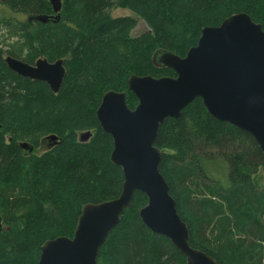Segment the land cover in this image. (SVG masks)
I'll use <instances>...</instances> for the list:
<instances>
[{
    "label": "trees",
    "instance_id": "obj_1",
    "mask_svg": "<svg viewBox=\"0 0 264 264\" xmlns=\"http://www.w3.org/2000/svg\"><path fill=\"white\" fill-rule=\"evenodd\" d=\"M117 8L147 31L132 37L136 19L112 18ZM237 13L264 29V0H61L58 21L47 0H0V264H38L45 242L73 236L83 206L121 194L112 139L96 119L103 95L124 93L134 109L130 76L175 77L152 65L155 51L182 58L202 28ZM21 14L32 16V26ZM6 57L29 65L61 59L59 92L18 76ZM84 132L91 137L79 142ZM49 137L56 139L34 154ZM156 147L189 245L217 264H264V189L251 178L264 162L252 137L214 119L196 98L177 120L163 121ZM146 204L144 194H133L97 264H186L169 240L143 225L138 212Z\"/></svg>",
    "mask_w": 264,
    "mask_h": 264
},
{
    "label": "water",
    "instance_id": "obj_2",
    "mask_svg": "<svg viewBox=\"0 0 264 264\" xmlns=\"http://www.w3.org/2000/svg\"><path fill=\"white\" fill-rule=\"evenodd\" d=\"M47 2L58 21L61 0ZM4 61L18 76L45 83L52 94L59 92L65 77L61 59L52 63L38 59L33 65L11 57ZM151 62L157 69L171 70L175 77L132 75L127 82L137 100L134 109L127 107L124 93L109 91L96 110L100 128L112 139L110 162L122 171L121 194L83 206L73 236L45 242L38 264H97L99 249L131 206L135 192L147 199L138 212L143 225L169 240L186 264H217L189 245L187 225L177 214L159 172L158 130L166 118L177 120L197 98L214 119L252 137L264 162V29L246 13L233 14L217 27L202 28L196 46L184 57L160 49ZM90 137V132H84L78 140L87 142ZM21 147L30 153L33 150L27 144Z\"/></svg>",
    "mask_w": 264,
    "mask_h": 264
},
{
    "label": "rangeland",
    "instance_id": "obj_3",
    "mask_svg": "<svg viewBox=\"0 0 264 264\" xmlns=\"http://www.w3.org/2000/svg\"><path fill=\"white\" fill-rule=\"evenodd\" d=\"M110 16L112 18H118V17H131L136 19L137 21V25L135 27V29L133 30V32L131 33L132 37H137L141 34H143L145 31H147V27L144 23L143 20H141L140 18L136 17L135 15H133L129 10L127 9H121V8H117L114 9L110 12ZM17 17L21 20L24 21L26 23H28L30 26H32V16L30 15H25V14H21V15H17ZM3 35L2 32H0V39L1 36ZM51 141L50 140H43L41 142V146L34 151V154H42L44 151H46L48 149V146L50 145ZM252 178V182L253 184L258 188V189H264V166H261L257 169L256 174L251 176Z\"/></svg>",
    "mask_w": 264,
    "mask_h": 264
}]
</instances>
